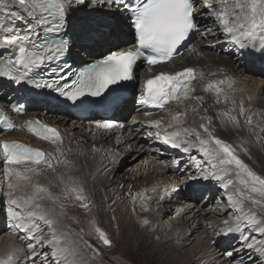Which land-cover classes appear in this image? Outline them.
I'll use <instances>...</instances> for the list:
<instances>
[{"label":"snow or ice","instance_id":"1","mask_svg":"<svg viewBox=\"0 0 264 264\" xmlns=\"http://www.w3.org/2000/svg\"><path fill=\"white\" fill-rule=\"evenodd\" d=\"M75 12H85L89 18L85 25V33L88 38L95 34L103 35L102 30L111 31L121 23V18L126 19L134 29L136 38L135 50L110 51L102 58L88 63L81 71L76 73L71 85L66 82L61 85L58 80L52 82L35 79V70L41 69L46 62L59 60L70 53L71 45L68 40L60 39L56 42L44 40L37 43L29 33H33L40 39L42 30L45 34L60 33L69 24L68 17ZM0 16L5 20L11 19L17 22L24 21L27 31L21 35L14 27L7 26L0 20V78L17 86L31 84L33 89L49 90L58 94L57 99L63 97L65 101H82L86 97H102L114 85L135 79L134 66L139 60H143L150 66L149 71H154L156 65H166L172 61L175 55H180L179 47L193 34L207 38L209 35L217 40L223 36L225 41L232 45V54L241 58L264 59V0H0ZM210 18L212 26L205 25L200 31L201 25L198 18ZM65 35L67 33L65 32ZM214 45H209L213 47ZM189 51H195L189 48ZM63 72V68L59 69ZM204 73L193 67L184 68L177 72L155 71L154 74L143 81L142 103L164 110L171 104H181L188 101H197L201 104L203 95H195L197 88L193 81L203 80ZM211 75H215L212 73ZM65 79L64 76L59 78ZM228 90L233 89L232 81L221 79L211 80L203 85L201 91L215 96L213 104L232 101L234 108L223 112H217L221 124L225 127L231 125L232 129L239 130L241 121L250 127L253 125V117L248 109L244 108L242 101H236L228 95ZM39 94V93H38ZM13 111L20 114L26 110L25 104L18 101L12 106ZM238 108V115L233 112ZM197 109L193 108L195 112ZM206 111V109H205ZM144 115H151L145 112ZM226 118V119H225ZM205 119V117H201ZM207 124L200 123L206 137L196 128L174 127L182 123L181 114L172 115L167 128L164 129L163 143L172 148L179 149L183 153H190L198 143V151L203 154L205 163L209 164L213 171H206L200 160H195L196 173L187 177L188 180L217 181L228 190L234 186V180L227 178L234 174L242 188H235L236 192L250 189L251 192L264 196V177L257 175L236 154L232 144L213 134L208 125L212 118L207 117ZM150 126L158 131L149 133L156 139L161 138L162 121H150ZM0 125H6L7 130H13L15 125L10 123L0 109ZM25 127L37 138L49 142L55 146V150L63 155L62 137L57 128L41 123L39 120L26 122ZM115 127L123 128V124H116L111 120H97L95 128L101 131H110ZM168 128H174L168 131ZM264 131V128L261 129ZM194 134V136H193ZM57 159L53 153H45L42 149L33 148L23 143L12 140H0V171L7 181V192L0 191V195L6 198L8 206L7 218L10 221L6 228L0 229V234L10 232L24 247H16L0 256V264H72L69 257L73 252L61 244V236L55 227V219L44 210L39 200L42 194L56 201L47 187L32 184V176L39 175L42 168L55 170L52 163ZM57 163L65 161L57 160ZM179 161L173 160L171 167L179 169ZM234 166V167H233ZM219 173V174H218ZM31 185L33 191L27 196H18L17 192ZM123 187V185H121ZM156 192V189H152ZM173 187L171 193L179 192ZM67 197L74 198L79 206L90 210L87 197L83 194V188L68 187ZM164 194L157 193L156 203L169 195L165 188ZM131 195V193H129ZM137 198L140 200V209L150 212L148 197L143 192L132 197L133 204ZM229 206L237 215L234 220L225 219V227L214 230L216 236L229 237L238 235L240 247H233L231 251H225L222 256L228 257L227 264H245L244 255L247 253L248 264H264V241H257L252 233L264 235V219H258L253 212L249 214L243 210V200L234 199L233 195L227 197ZM115 203V201H113ZM64 205L61 204V208ZM135 212V207L132 208ZM115 219V217H113ZM139 225L151 229V221L148 218L139 219ZM205 227L212 228L211 224ZM45 228L48 231H45ZM154 231V229H152ZM246 231L249 234H245ZM97 238L105 246H111L112 240L108 234L96 228ZM47 237V238H45ZM159 239V237H156ZM213 240L212 243H216ZM91 247V245H88Z\"/></svg>","mask_w":264,"mask_h":264},{"label":"bare ground","instance_id":"2","mask_svg":"<svg viewBox=\"0 0 264 264\" xmlns=\"http://www.w3.org/2000/svg\"><path fill=\"white\" fill-rule=\"evenodd\" d=\"M82 16L83 14L75 12L68 17L69 24L66 28V32H68V34L72 37L70 38L71 42H74V36H72L71 31L73 30L74 32V29L78 27V20H80ZM0 20H3L7 26L14 27L17 33L20 32L19 27L16 26L18 24L14 23L17 21L13 22L10 18L5 20L3 16H0ZM123 20L129 23L126 19ZM199 20L202 24V31L204 30L205 25L209 27L212 26L210 18H199ZM20 22L23 23L24 21ZM24 23L22 25V34H24L26 30L24 28ZM102 31L104 33L103 35L95 34L92 38H88L86 34L80 35V39H85L88 42L89 46L86 47L89 52L92 50L91 55L87 58L88 61L93 60L95 54H100L107 48L112 49V47L114 48L115 46L121 45L127 34L124 31V34L119 33V38H116V36H110L107 30ZM127 31H129V28ZM119 32H121V30ZM219 37L222 39H218L216 41V46L208 49L202 48L206 42H203L202 40H198L196 42L199 47V49L196 50H199L200 53L205 52L207 61L199 59L197 51H189V49H186L181 56L173 59L166 65H163L171 70L189 66L195 68L197 73L202 71L205 74L203 80L197 79L196 81H193L197 88L195 95H203L205 98L202 102V107L199 109L197 108L195 112L190 111L189 108L179 109L186 103H173L166 108H175L170 114L165 115L167 112L165 109L166 112L164 110L158 115L130 119L129 121H126L124 127L121 129L101 131L93 127V119L89 120V117H87L82 123L75 122L73 121L74 117L67 110L59 109L65 113V116H56L51 114L50 111L45 110L47 109L46 105L41 104L36 115L41 116L43 121L58 128L63 140V155L55 150V146L53 144L42 141L36 137L29 136L24 132L19 131L18 127H16L18 129L12 132L0 134V140L17 139L31 145L34 148L42 149L45 153L51 152L57 158L52 160L55 168L54 171L42 168L39 175L32 176L31 183L47 187L54 196L59 197V199L55 201L57 203L55 206H58L57 210H54L52 206L53 200L49 199L47 194H42L43 199L39 200L38 203H40L41 207L46 210L55 219V221L57 218V212L60 211L64 215L65 221H56L55 227L57 228L58 235L61 236V244L73 252V256L69 257L72 264H98L99 258L102 262H104L100 264H111L110 261L112 258L117 260L118 257L115 255L112 257L107 256L104 252L98 253L92 252V250L88 251L84 248L82 243L77 241L79 239L77 236L80 237L84 234L83 236L87 240L88 245L98 244L97 233L95 230L90 229L85 233L81 229L77 230L73 224H64H69L66 220V213L80 216L86 212H93V209L88 211L80 207L79 202L74 198H68L66 192L68 187L83 188V194L87 197L89 208L97 206L98 210L101 211L102 214H107L111 210V215L114 214L115 223H117L119 227V241H123L124 245L127 246L126 252H128V258L134 263L179 264L180 262H184L183 264H227V259H219V254H217L215 249L211 247L213 246L210 244L211 239H219L216 234H206L205 240L204 237H201V235H198L193 240L189 239L188 234L189 231L191 232L190 224L193 223L194 226H192V228H194L197 221L199 220L200 224L202 217L204 216V213L199 207H195L187 203H184L183 206L177 205L174 208L175 210L170 211L173 217L172 219L177 220V225H172V227L167 228L163 237L159 239H152L155 230L160 224L161 217L166 213L164 203H166L169 199L173 200V204L175 202H182V194L177 196L176 194L171 193V189L179 182L177 176L168 173V169L174 170V168L171 167V163L174 158H177V160L182 162L187 159L188 156L189 159L194 160H197L198 157L201 156L199 160L206 165V171H213L211 166L205 163L203 154L198 151L199 145L194 140L193 143L196 144V146L190 153H183L181 150L172 148L170 145L163 143L162 137L164 129L167 128L172 115L179 113L182 117V123L174 127L196 128L197 131H200L201 134L206 137L203 130L199 128V124H207L205 119H201V117H207L205 113V109H207L208 112L210 111V116L208 117L212 118V123L210 125H215V127L219 130L218 132H220L221 129L225 130V132L230 131V135L233 136L234 132L237 131L239 133L242 131L243 134L244 129L247 131L249 136L254 137L253 141L255 142V145H259L261 147L264 146V131H261V129L264 128V107L262 109L260 108V103L264 104L263 89L258 101L254 103L253 109L248 112V114L253 117L251 130L245 123L244 117H239L241 122V118H244L243 124L239 130L232 129L231 125L228 127L223 126L220 118L217 117V112L226 111L228 110L227 108H234L232 101L229 100L228 103L221 102L220 104H213L215 96L211 93H204L201 91L203 85L211 80L226 79L231 81L229 79L230 75H232V77H238L235 79L236 82H232L233 89L228 90L227 85L225 84V90L228 95L233 97L236 101H242L245 109L250 110L249 108L254 102L255 94L264 79V63H262V61H257L255 58H243V60L239 62V57H235L232 54L234 52L232 45L227 43L223 36ZM221 45H230L231 49L223 51L225 48H222ZM84 56L86 55L84 54ZM254 63L259 66H256ZM260 68L263 69L262 73L260 72ZM154 71H156V69H154ZM212 73H215V75H211ZM5 86L6 85L0 80V95H5L3 98L0 97V105L2 106L6 104L7 98L16 96L12 92L8 94ZM131 100L132 97L125 102L124 106L121 107L119 111L125 110L127 108L126 104ZM29 104L34 105L36 103L35 101L30 100ZM186 109L188 110L186 111ZM32 111L33 110H30L28 113H31ZM238 111V108H236L233 114L238 115ZM135 113L136 115H134V117L138 115V109L135 110ZM188 113L193 114L194 118L192 121L187 120L186 115H188ZM91 114L93 118L95 115L93 112ZM120 115L125 118L122 113H120L119 116ZM75 120L77 121V119ZM135 120H141L143 123L135 124ZM154 120L162 121L159 131L163 132H161L160 139H156L154 136L149 135V133L154 134L158 131L155 127L152 128L150 126L149 122ZM77 128H80L79 132H73V130H76ZM210 130L215 133V136L219 138L221 137V134L218 135L212 126H210ZM81 132L83 133L81 134ZM235 137L239 138V136L236 135ZM241 139L239 138V141H235L234 143L240 144L242 141ZM140 140L144 141V143H140L138 148L137 142ZM159 147H161L160 149L165 150L164 153L167 156L164 157L162 161L160 160L161 158L156 156L157 153H161L159 152ZM131 151L138 152V154H129L132 156H129L130 159L127 163H132L133 167L129 170L131 172H125L122 176H120L118 172L119 168H117L118 164L124 157H126V153H130ZM57 160H66L68 163H57ZM192 170L195 172V167H193ZM123 176L125 177L123 178ZM227 178L234 180V186H230L228 190H225L217 181L200 180L202 181L200 183L206 184L208 187L219 184L221 188L227 191V193L233 195V198H242L245 212H248L249 214L254 212L258 219H264L258 215H261V213L264 212V197L259 193L251 192L250 189H244L243 192L234 191L233 187L242 188V186L239 185L234 174L230 173L226 179ZM158 179H162L163 181L158 182ZM121 185H123V187H121ZM203 186H191L189 187V190L198 195L201 193ZM165 188L169 190L170 194L165 196L163 200H160L159 203H156L155 201L158 198L157 193L163 195V190ZM152 189H156L157 191L153 192ZM0 191H8L7 181H5L2 171H0ZM32 191L33 189L31 185H28L23 191L17 192V195L27 196L30 195ZM139 192H143L145 197H148L147 202L151 209L150 212L141 211L139 198H137L136 203L133 204L132 197L136 196ZM129 193H131V195H129ZM113 201H115V203H113ZM61 204L64 205L63 208H61ZM133 207L136 209L135 212L132 211ZM7 210L8 206L6 198L3 195H0V229L6 228V225L10 223L7 218ZM142 218H148L151 221V229H146L139 225V219ZM221 224L224 225L223 223ZM69 226H72L73 230H71ZM95 227L97 226L95 225ZM106 227L102 225L101 230L108 234L109 231H106ZM152 229H154V231ZM45 231L47 232L48 229L45 228ZM221 238H223L224 241L228 237ZM260 241H264V235H262ZM16 247H24V245L21 244L20 240H18L10 232L5 231L3 234H0V256L5 255L8 251ZM162 247H165V252H162ZM236 248H239V246ZM154 249L156 250L153 253L152 251ZM147 251L150 252L147 253ZM245 256H247V253ZM21 264H24V261H21Z\"/></svg>","mask_w":264,"mask_h":264},{"label":"rangeland","instance_id":"3","mask_svg":"<svg viewBox=\"0 0 264 264\" xmlns=\"http://www.w3.org/2000/svg\"><path fill=\"white\" fill-rule=\"evenodd\" d=\"M79 13L83 14V16L80 18V20H78V23H77L78 27H76L74 29V32H73V30L71 31L72 32L71 33L72 36H74L76 39H78V36L86 34L85 33V25H86V22L89 19L86 16L85 12H79ZM12 21L14 22V20H12ZM121 21H122V19H121ZM14 23L18 24V25L22 24L21 22H14ZM26 30H25V32H26ZM120 30H121V32H119ZM78 31H80V32H78ZM124 31H125L124 30V25L121 24V23L119 24V26L117 28H114L111 31L107 30V32H109L110 36H114V37L116 36V38L118 37L119 33H123V34L125 32L127 33V30L125 32ZM80 38H79L78 41H75V42L78 43L77 46H80L81 48H83L86 51V53H83V57H80V58L83 61H88L87 58H88L89 55H91L92 50H91V52H89L88 48L86 47V46H89L88 42L85 39H80ZM218 39H222V38L218 37ZM217 40H214L213 37L211 35H209L207 37V40H204V39L202 40L203 42H206L205 45L202 48H204V49L212 48V47H209V45L215 44V42ZM197 41L198 40H195L192 43V47L195 49V51H197L196 49H199V47L196 44ZM215 46L216 45H214L213 47H215ZM221 47L225 48V49H223V51L226 50V49H231L230 45H228V46L227 45L226 46L221 45ZM108 49H111V48L105 49V51L100 53V54L105 53ZM112 49H114V48L112 47ZM76 50H77V48H76ZM197 53H198V58L199 59L207 61V56H206L205 52L200 53L199 50H198ZM77 54L81 55V53H78V52H77ZM84 54L86 56H84ZM233 56L237 57V55H234V54H233ZM73 59L77 60V58H74V56H73ZM242 60H243V58L239 57V62L242 61ZM256 66H259V65H256ZM262 71H263V69L260 68V72L261 73H262ZM237 78L238 77H232V75L229 76V79L232 82H236L235 79H237ZM240 78H242V77H240ZM263 78H264V76H263ZM262 89L264 91V79L262 80V84H260V86H259V88L257 90V93L255 94L254 102L251 104L252 106L250 105L251 107L249 108L250 109L249 111H251L253 109L254 103H256L258 101V98L261 95ZM4 96L5 95H3V94L0 95V97H2V98ZM132 99H133V97H132ZM185 103L186 104L182 105L183 107H181L179 109L189 108L190 111H193V108H196V109L198 108L199 109V108L202 107L200 103H198L197 101H194V100L193 101H188V102H185ZM215 106H217V105H215ZM260 106H261L260 108L262 109L264 107V104L260 103ZM174 109H175L174 107L166 109L167 112L165 110V112H166L165 115L170 114L171 111H173ZM227 109H230V108H227ZM50 110H52V109H50ZM187 110L188 109H186V111ZM209 112L206 109L205 113H206L207 117L210 116ZM56 116H61V115H56ZM186 116H187V120L188 121H192L193 118H194L192 113L191 114L188 113V115H186ZM61 117H63V116H61ZM207 117H205L206 123H207V119H206ZM241 119H242V122H241V126H242L244 118H241ZM138 123H143V121L140 120V121H136L135 122V124H138ZM210 126H212V128L215 129V131H216V133L218 135L221 134L220 138H223L226 142H228V143L233 145V147L236 149V154L239 156V158L245 164L248 165L249 168H251L257 175H259L261 177H264V146L261 147L259 145H255V142L253 141L254 137L249 136L247 131L244 130V129H243V134H242V131H240V133L237 131V132H234V134L232 136V135H230V131L225 132V130L221 129V131L218 132L219 130H218L217 127H215V125H209L208 127L210 128ZM93 127H95V126H93ZM152 128H154V127H152ZM79 130H80V128H77L76 130H73V132H79ZM168 130L172 131V130H174V128L168 129ZM160 132H163V131H160ZM82 133L83 132H81V134ZM213 134H215V133L213 132ZM235 135L239 136L240 139L242 137V139H241L242 141H241L240 144L234 143L235 141L236 142L239 141V138L235 137ZM137 143H138L137 147L139 148V146H140L139 144L140 143H144V141L140 140ZM126 154H127V155H125L126 157H124L120 161V163L118 164V167H117V168H119L118 172H119L120 176H122L123 173H125V172H131L129 170H131L132 167H133L132 163H127V161L130 159V157L133 154H138V152L131 151L130 153H126ZM129 154H132V155L130 156ZM156 156L161 158L160 159L161 161H162V159H164V157H167L166 154H164L163 152L160 153V154L157 153ZM200 157L201 156H199L197 160H199ZM187 159H185L182 162L179 161V164L181 166L180 169H178V170L176 168H174V170L173 169H168L169 170L168 173L177 176V179L179 180V182L177 184H175L174 186L179 188L180 191L176 192L174 194H176L177 196H180L182 194V199H181L182 202L181 203L175 202L173 204V200L169 199V200L166 201V203H164V207L166 209V213L164 212L165 213L163 215L164 217L163 216L161 217L160 224H159L158 228L155 230V232H154V234L152 236V239H157L156 237H159V238L163 237L167 228L172 227V225H177L178 222H177V220H173L172 219L173 217H172L170 211L171 210H175L174 208L177 205H182L183 206L184 203L193 205L195 207H199L201 209V211L204 213V216L202 217V221L200 222V224H199V220L197 221V224L195 225L194 228H192V226H194L193 223L190 224L191 232L189 231L188 235H189V239H191V240H193L198 235H201L202 238L204 237V240H205L206 239V237H205L206 234L214 235V234H216V232L214 230H219V228L221 229V228L224 227V225H222L221 223H223V221L225 219H228L231 222L232 220H234L235 216L237 215L235 210L232 209L229 206V204H228L227 197L230 194L227 193V191H225L223 188H221L219 184L215 183L216 185L208 187L206 184L200 183L203 180L202 181H200V180L198 181V180H188L187 179L188 176L193 175V174L196 173V171L194 172V170H192V168L194 167L195 160L194 159H189V156L187 157ZM202 164H203V166L205 168L206 165L203 162H202ZM119 175H117V176H119ZM124 177L125 176H123V178ZM123 180H125V179H123ZM157 181L158 182H162L163 180L162 179L161 180L158 179ZM197 185H201V186L204 185L203 189L201 190V193H199L198 195L192 193L189 190V187L197 186ZM234 199H236V198H234ZM55 205H57V203L55 201H53L52 206H53L54 210H57L58 206H55ZM92 209H93V212H86V213H84V214H82L80 216L71 215L70 213H66L67 214V216H66L67 219L66 220H67V222L69 224H67V223H64V224H66V225L73 224L77 228V230L81 229L85 233L87 231H89L90 229H93V230H95L96 228H100L101 229L102 225L105 226V227L107 226L106 227V231H109L108 232V236L112 240V245L110 247L109 246H105L97 238L98 244L91 245V247H88L87 240L84 238V236H83L84 234L83 233H81L83 235H81L80 237L77 236L79 238L77 241L82 243L84 248L87 249L88 251L92 250V252H98V253L99 252H101V253L104 252V253L107 254V256H110V257H112L114 255L117 256L118 257L117 260L115 258H112V260L110 261L111 264H137V262L134 263L128 258V252H126L127 246L124 245L123 241H121V242L119 241L120 240L119 227H118V224L115 223V220L113 219V217H115L114 214L111 215V210L107 214L105 213L106 214L105 215L104 213L102 214L101 211L98 210L97 206L90 208V210H92ZM90 210H88V211H90ZM243 210H244V206H243ZM256 213H259V212H256ZM258 215L260 217L264 218V212L261 213V215L260 214H258ZM56 221H59V222H64L65 221L64 215L62 214V212H60V211L57 212ZM207 224H211L212 228L205 227ZM95 225L97 227H95ZM69 228L71 230H73L72 226H69ZM245 234H249V233L246 231ZM238 235L239 234H235L233 236H229L228 237L229 239L227 238L224 241H223V238L219 237V239L216 240L217 241L216 243H212L213 240L211 239L210 244L213 245L211 247H213L215 249V251L217 252V254H219V259H227V261H228L229 258L226 257V256H222V253L225 252L226 250L227 251H231L233 247H238V246L240 247V241L238 239ZM252 235L255 237V239L257 241H260V239L262 238V235L260 233H257V232L256 233H252ZM164 248L165 247H162V249H161V250H163L162 252H165ZM187 248H189V247H187ZM155 250L156 249H154L152 252L154 253ZM150 251H147V253L150 252ZM244 259H245V264H248V261H246V260H248L247 256L244 255ZM114 260H115V262H114ZM100 261L101 260L99 258L98 264L104 263V262H102V261L100 262ZM183 263L184 262H180L179 264H183Z\"/></svg>","mask_w":264,"mask_h":264}]
</instances>
